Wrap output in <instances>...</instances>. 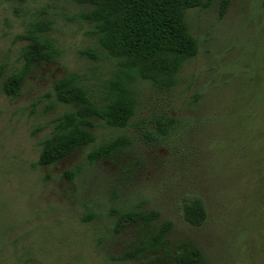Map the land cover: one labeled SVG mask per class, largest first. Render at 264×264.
Listing matches in <instances>:
<instances>
[{"label": "rangeland", "instance_id": "rangeland-1", "mask_svg": "<svg viewBox=\"0 0 264 264\" xmlns=\"http://www.w3.org/2000/svg\"><path fill=\"white\" fill-rule=\"evenodd\" d=\"M220 2L187 11L197 53L172 89L138 82L125 129L93 118V144L41 166L40 142L70 110L50 96L53 82L76 73L103 96L115 60L76 19L86 6L0 0L1 80L20 69L27 43L20 35L33 23L52 22L48 35L59 50L30 69L16 98L0 90V264H171L181 240L198 246L208 264H264V0H228L222 16ZM160 116L175 120L165 135L153 127ZM120 135L127 146L87 164L88 152ZM77 166L79 173L65 175ZM194 199L206 212L199 227L183 218V205ZM128 209L160 216L114 233ZM164 220L172 228L162 245L118 260Z\"/></svg>", "mask_w": 264, "mask_h": 264}, {"label": "trees", "instance_id": "trees-1", "mask_svg": "<svg viewBox=\"0 0 264 264\" xmlns=\"http://www.w3.org/2000/svg\"><path fill=\"white\" fill-rule=\"evenodd\" d=\"M19 3L37 0H14ZM87 9L76 19L90 25L98 46L109 58L115 60V70L105 82L103 96H96L87 88L79 75L68 73L56 79L52 92L56 103L70 110L53 120L50 136L40 142L37 165L51 166L76 149L95 142L93 118L105 125L125 129L137 106L135 86L146 81L156 89L168 91L177 84V74L183 64L197 53V42L190 34L186 21L189 9L205 8L210 0H69ZM228 0H221L219 15L227 9ZM51 21L33 23L26 33L20 35L27 43L19 58L20 69L1 80L0 90L9 98L19 95L21 84L30 69L38 63L59 55L55 40L48 35ZM173 117L160 116L153 121L156 132L165 135L174 123ZM150 134V132H146ZM151 136H149L150 138ZM130 140L123 135L97 145L87 153L88 165L94 160L110 155L127 146ZM80 172L65 171L72 177ZM183 218L191 226L199 227L206 219L200 199H194L182 207ZM157 210L141 211L128 209L115 219L113 232L133 224L152 225L159 219ZM172 222L161 221L156 230L141 244L126 249L118 256L120 261L138 259L162 245L170 233ZM171 264H208L200 248L188 240L173 245Z\"/></svg>", "mask_w": 264, "mask_h": 264}]
</instances>
